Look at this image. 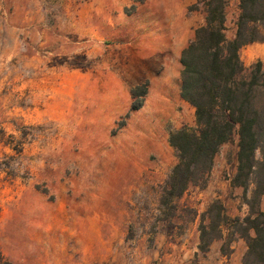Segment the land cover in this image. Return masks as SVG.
<instances>
[{
  "label": "rangeland",
  "instance_id": "obj_1",
  "mask_svg": "<svg viewBox=\"0 0 264 264\" xmlns=\"http://www.w3.org/2000/svg\"><path fill=\"white\" fill-rule=\"evenodd\" d=\"M228 1L233 38L239 0ZM197 2L0 0V249L13 264H242L234 220L252 187L232 185L237 135L206 186L161 202L178 161L170 134L197 125L180 61L205 23ZM240 56L264 62V41ZM215 202L227 223L202 250Z\"/></svg>",
  "mask_w": 264,
  "mask_h": 264
},
{
  "label": "trees",
  "instance_id": "obj_2",
  "mask_svg": "<svg viewBox=\"0 0 264 264\" xmlns=\"http://www.w3.org/2000/svg\"><path fill=\"white\" fill-rule=\"evenodd\" d=\"M228 0H198L205 23L182 50L181 97L195 108L196 127L171 132L169 142L178 161L165 181L161 202L168 205L191 186L204 187L214 159L224 143L238 136L237 172L232 185L251 194L246 198L249 214L234 220L236 232L246 240L242 264H264V62L247 67L240 56L243 47L264 41V0H239V15L233 38L226 35ZM147 85L132 90L143 97ZM133 101L131 109L141 107ZM208 223L201 226V249L223 237L227 217L215 202ZM0 264H13L0 249Z\"/></svg>",
  "mask_w": 264,
  "mask_h": 264
}]
</instances>
